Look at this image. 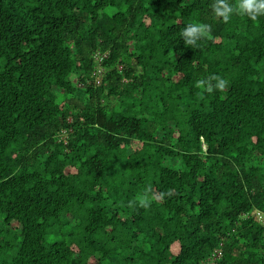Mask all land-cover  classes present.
Here are the masks:
<instances>
[{
	"label": "trees",
	"instance_id": "16d2710c",
	"mask_svg": "<svg viewBox=\"0 0 264 264\" xmlns=\"http://www.w3.org/2000/svg\"><path fill=\"white\" fill-rule=\"evenodd\" d=\"M213 3L0 0V264H264V16Z\"/></svg>",
	"mask_w": 264,
	"mask_h": 264
},
{
	"label": "clouds",
	"instance_id": "9594fccd",
	"mask_svg": "<svg viewBox=\"0 0 264 264\" xmlns=\"http://www.w3.org/2000/svg\"><path fill=\"white\" fill-rule=\"evenodd\" d=\"M212 11L217 18H222L225 23L229 22L233 15H245L252 21H257L264 16V0H238L233 5L230 0H214ZM211 32V26L206 24H189L181 32V38L185 45L196 47L198 42ZM229 85V81L219 75H211L206 79L197 81L196 87L205 93L211 94L222 91ZM140 204L147 208L151 205V200L147 195L143 196ZM131 206V205H130ZM264 219V216L261 215Z\"/></svg>",
	"mask_w": 264,
	"mask_h": 264
},
{
	"label": "built area",
	"instance_id": "2783aa9c",
	"mask_svg": "<svg viewBox=\"0 0 264 264\" xmlns=\"http://www.w3.org/2000/svg\"><path fill=\"white\" fill-rule=\"evenodd\" d=\"M97 61H99V58L97 59ZM101 69H97V70H95V74H100L101 73ZM257 215V217L261 220V221H263L264 219H263V217L259 214V213H257L256 214Z\"/></svg>",
	"mask_w": 264,
	"mask_h": 264
},
{
	"label": "rangeland",
	"instance_id": "374dc122",
	"mask_svg": "<svg viewBox=\"0 0 264 264\" xmlns=\"http://www.w3.org/2000/svg\"><path fill=\"white\" fill-rule=\"evenodd\" d=\"M203 149H205V148L203 147Z\"/></svg>",
	"mask_w": 264,
	"mask_h": 264
}]
</instances>
